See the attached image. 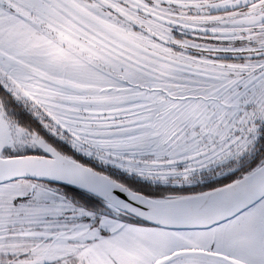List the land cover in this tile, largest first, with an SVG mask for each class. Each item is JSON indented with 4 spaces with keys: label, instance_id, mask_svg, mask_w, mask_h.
<instances>
[{
    "label": "snow or ice",
    "instance_id": "6c2138e0",
    "mask_svg": "<svg viewBox=\"0 0 264 264\" xmlns=\"http://www.w3.org/2000/svg\"><path fill=\"white\" fill-rule=\"evenodd\" d=\"M0 264H264V0H0Z\"/></svg>",
    "mask_w": 264,
    "mask_h": 264
}]
</instances>
